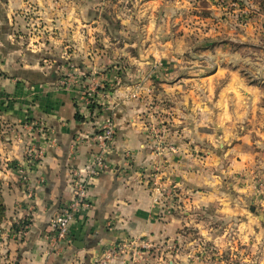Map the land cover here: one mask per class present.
Masks as SVG:
<instances>
[{"label": "crops", "instance_id": "crops-1", "mask_svg": "<svg viewBox=\"0 0 264 264\" xmlns=\"http://www.w3.org/2000/svg\"><path fill=\"white\" fill-rule=\"evenodd\" d=\"M29 1L37 5L42 3L43 6H36L37 13H40L36 20L40 19V22H35L39 25L37 32L35 31L33 38H28L38 48L26 50L27 54L35 59L59 61L49 68V72H44L35 65H25L15 70L33 75L32 79H27L20 73L15 76V105L21 111L15 112V119L20 121L24 116H29L32 121L34 118L42 119L48 128L49 139L48 142L41 143V135L36 130L29 134L21 125H15V164H20L28 175L34 197L30 207L28 206L31 214L30 227L25 236H17L15 233L14 239L8 226L0 236V252H5L9 259L12 258L13 264H86L100 256L103 246L116 241L138 236L156 240L177 235V220L163 223L158 218V206L153 205L147 184L148 170L155 162L165 158L167 178H172L179 187L191 192L201 190L205 181L204 162H199L189 154V146L193 142L212 144L222 140L224 146L226 142L229 146L222 149V156H219L227 158L226 173H251L264 180V86L259 83L260 78L264 80V74L259 76L257 72L255 77L259 78L247 79L237 69H229L222 63L211 70H207L206 64L197 66L194 63L196 60L209 63L213 60L211 54H196L187 47L191 42H187L181 33L186 30L185 21L181 18L184 0H171V8L176 9H173L171 20L164 19L166 14H161L169 8L167 0H130L131 9L136 15L153 16L160 11L155 22L143 20L137 24L136 21L126 20L119 15L117 17L121 20L113 22L102 14L106 16L105 20L97 22L101 27L96 29L102 28V34L107 37L98 40L97 44H102L103 48L93 49L96 52H89L87 49L94 47L95 38L89 34L84 38L79 29L88 24L82 18L84 14L95 18L91 22L98 19V10L93 11L91 4L99 0H80L83 2L78 4L80 21L76 20L69 8L62 10V14L67 15L64 17L62 14L58 15L54 7H47V0H38L40 3L37 0ZM26 4L24 0H15V13H21L20 10L25 9ZM230 9L228 14L235 11L237 17V8ZM55 14L57 18H61L57 22ZM66 18L68 19L65 20ZM20 19V16L15 17V24ZM191 26L194 23L188 22V31ZM222 26L223 31L225 30L223 40L236 41L238 37L240 41L243 39L241 28H237L238 24L234 30L230 28L229 32L227 28L233 26H228L227 22L222 23L220 28ZM46 28H53L54 32L51 34L57 38H47V32L43 34ZM137 31H140L139 36L132 37L131 33ZM84 32L82 31L83 34ZM188 37L190 41V36ZM208 37L205 39L212 43L215 36ZM155 43L157 48H151L148 52V46ZM61 45L64 50L71 46L65 51L66 57L59 54V58H53L48 54L49 47L60 51ZM16 48L15 50H19ZM153 59L160 62L156 69L159 72L154 73L159 79V101L162 103L157 105L161 110L157 117L160 122L157 124L161 126L165 140L177 144L176 154L166 152L165 156H159L152 149V137L149 138L147 128L149 122L142 115L145 110L143 99L147 93V99L149 98L151 88L145 83L140 84L141 90L137 97H129L135 85L127 78L128 62H138L139 75L144 78L149 69L142 63ZM218 59L225 61V57ZM68 60L76 63L78 69L84 72L83 82L85 86L88 85L87 90H92L93 108L80 110L81 102L77 95L81 87L72 85L70 89L64 90L52 86L53 82L58 81L59 75L68 69ZM112 61H125L128 64H124L123 69L115 70L114 67L119 65H110ZM183 61L188 64L181 66L179 63ZM18 79L28 83L27 86ZM110 105L115 106L116 125L115 144L109 155L111 168L89 181L87 194L90 206L77 214L70 224V241L63 246L59 255H55L50 251L54 235L49 228V221L72 198V170L88 164L94 151L92 134L97 131L106 115L105 109L110 108ZM89 106L92 107V104ZM77 113L78 119L75 117ZM27 141H33L36 144L34 146L39 149L37 161L23 159L22 147ZM77 141L79 142L74 147L73 144ZM206 143L203 145L209 146ZM126 153L130 157H126ZM246 188L239 191L243 192ZM7 195L5 202L10 210L14 192L11 190ZM200 196L195 195L196 198ZM203 198L201 202L198 199L199 205L209 203V198ZM229 200L224 198L227 209L234 211L232 206L241 209L235 203L230 204ZM262 202L264 203L263 199ZM192 203H197V200L192 199ZM26 208V200L15 184V221L25 213ZM188 211L183 213L193 221ZM197 227L201 228V225ZM201 233L205 234V230ZM209 234L205 237L211 236L212 239L221 241L220 233Z\"/></svg>", "mask_w": 264, "mask_h": 264}, {"label": "rangeland", "instance_id": "rangeland-1", "mask_svg": "<svg viewBox=\"0 0 264 264\" xmlns=\"http://www.w3.org/2000/svg\"><path fill=\"white\" fill-rule=\"evenodd\" d=\"M47 2L49 3H45L46 6L49 8L54 7L58 15L63 13V9L69 8V11L73 13L76 20H81L79 18L80 6L78 4H82L83 2H80V0H47ZM235 2H238V4ZM24 3H27L24 7L26 10L21 9V13H15V0H0V199L4 206V214L0 219V236L8 226L14 239L15 233L18 236L22 232V237L29 230L31 214L28 206L30 207L34 197V190L29 185L28 175L23 171L20 164H15V141H17L15 125H21L29 134L36 130L38 135H41V143L48 142L49 139V135L47 136L48 128H46L42 119L34 118V121H32L29 116H24L21 120L19 118L20 121H17L18 118L15 119V112H21L15 105V76L17 73L25 75V77L28 76L25 72L15 70L25 65H35L44 70V72H49V68L59 61V59H35L32 55L27 54L26 50H37L38 48L35 46V42L28 40V38H33L36 28L39 26L35 22H40L38 21L40 19L36 20V16L40 14L37 13L36 6L40 4L37 5L35 2L29 0H24ZM167 4L169 8L166 12L162 11L161 14H166L163 16L164 19L171 20L174 7L171 8V0H167ZM40 6L42 7L43 4L41 3ZM131 6L130 0H99V2L91 4L93 11L98 10V19L93 21V23L91 22L93 16L84 14L82 18L88 24L82 25L81 29H79V33L84 38H87V34H89L96 40V43L95 41L93 42L94 47L87 48L89 52L94 51L93 49L95 48L99 49L98 47L103 48V45H99L97 42L107 36L102 34V28H96L101 27V24H97V22L101 23L100 21H104L106 16L113 22L121 20L117 15L120 17L124 16V19L129 21L134 20L137 24L143 20L155 22L158 19L160 11L153 16H147V14L136 15ZM124 8L128 11L126 12ZM230 8H237V17L234 13L235 11L231 15L228 14V11L231 10ZM182 11L181 18L185 21L184 26L186 30L181 31V33L185 36L187 42H191L189 46H186L196 54H211L213 60L210 63L196 60L194 63L197 66L206 64L207 70H211L216 65L219 66L222 63L229 69H237L247 79H250V77L256 79L264 74V0H184ZM119 12L126 13L122 15ZM17 16H20L21 19L19 23L15 24V17ZM62 16L67 17V15L63 14ZM55 18L56 22L61 19L57 18L56 14ZM188 22L189 24L194 23V26H191L194 29L190 28V31H188ZM226 22L228 26H233L227 28L228 32L230 28L234 30L238 24L237 28H241V32L243 33L241 41L239 37L236 41L222 39L225 36V30L223 31L224 27L220 28V25ZM208 26L212 28H208ZM119 29L123 31V29ZM220 29H222V32ZM82 31H85L84 34ZM209 31L211 32L210 34ZM46 32L47 38L56 37L51 34L54 32L53 28H46L43 34ZM56 32L58 34L59 30L57 29ZM139 34L140 31L132 32L131 36L138 37ZM187 34L190 36V41ZM257 34L258 37L256 38ZM208 36H215L211 40L212 43L207 42L205 39L209 38ZM228 38H230L229 35ZM155 44L148 46V52L151 48H157V44ZM52 46L49 47L50 49L47 52L53 58H59V54L60 56L63 54L66 57L67 52L65 51L71 47L69 46L67 49L64 47V50L61 45L59 51ZM16 47L19 50H15L17 49ZM221 53L223 55H220ZM218 57L220 59L225 57V61L223 59L220 61ZM70 61H67L68 69L65 73L60 74L58 81L53 82L52 86L56 89L67 90L71 88V85L85 86L83 82L85 77L84 72L78 69L76 63ZM63 63H66V61ZM118 63L112 61L109 64L119 65L114 67L115 70H118V68L123 69L124 64L129 63V71L126 72L128 74L127 78L135 85L129 97L132 98L133 94H139V90H141L140 84L143 85L145 83L144 85L147 84V87L152 90L151 92L149 91L148 99V93L145 94V98L143 99L145 110L142 112V115L147 119L146 121L149 122L147 128L150 138L152 137V133L149 127L154 123L153 120L156 122L155 124L160 122L157 119L161 111L157 105L162 104L159 101L161 99L157 84L159 79L156 75L154 76V73L159 72L156 69L160 66V62L154 59L148 60L146 63L143 62L142 64L147 66V70L149 69V73L147 74L149 77L146 75L144 78H141L139 75L138 62L132 60L128 63L125 61ZM189 63L192 64L191 62ZM179 64L186 66L188 62L183 61ZM210 64L212 65L210 66ZM180 70H182V67ZM97 71L100 72L101 70ZM257 72L259 76L255 77ZM18 81L23 82L26 86L28 84L20 79ZM71 81L74 82L71 83ZM259 83L264 86L263 79L260 78ZM86 89L83 88L82 93ZM82 93H78L77 99H80ZM168 102L171 103L170 101ZM80 106V110H88L95 105L92 103V107H84L80 103ZM31 122H34V124ZM159 129L162 131L161 126H159ZM163 139L165 140V137ZM78 142L73 144L74 147L77 146ZM165 142L166 145L175 147V151L168 152L169 154H176L178 152L176 148L177 144L175 145V143L167 142L166 140ZM205 143L199 142V144H195L193 142L188 150L189 154L194 158L196 157L199 162H204L205 181L201 190L191 192L182 186L179 187L174 183L172 178L169 179L166 175L162 177L169 186L167 188L169 192L166 191L164 193L162 204L156 207L158 218L163 220V223L165 221L170 222L172 219L177 220V235L166 236L165 238L156 240L138 236L116 241L103 246L100 256L91 259L86 264H92V261L99 264H264V203L262 202V199L264 200V180L260 179L256 174L253 175L251 173L234 174L232 171L226 173L227 158H219V156H222V149L229 145L225 142L224 146V141L222 140L215 141L212 144L206 143L209 146L203 145ZM219 144L221 145L219 146ZM34 145L36 144L33 141H27L23 144L22 155L24 160L26 159L29 162L37 161L36 158L31 157L35 154L38 155L40 152L37 146ZM165 174L167 173L165 172ZM15 184L16 187L20 188L21 195L26 200L27 206L25 213L16 221ZM243 187L247 188L243 192L239 191ZM11 190L14 192V198H12L9 210L5 200L8 197L7 193ZM191 193H194L192 194L194 197L195 195L201 196L194 198ZM202 197L209 198V203L199 205L198 202L202 201ZM225 197L230 199L228 201L230 204L235 203L241 209L234 206H232L235 209L234 211L227 209V206H224ZM192 199L197 200V203H192ZM198 199L201 200L198 201ZM62 207L59 211H61ZM251 207L254 208L253 211H250ZM186 210H189L188 212L192 215L193 221L184 215L183 212ZM241 221L243 222L239 225ZM194 224L197 225L195 226ZM199 224L202 229L197 227ZM203 230H205V234L201 233ZM208 232L214 234L220 233L221 241L214 240L211 236L206 238L205 235L209 234ZM50 248L52 250V246ZM61 252L62 250L59 252L53 250L55 255H59ZM8 259L5 252L3 254L0 252V263L3 261V264H13V259L10 258L7 261ZM103 260H105L104 263Z\"/></svg>", "mask_w": 264, "mask_h": 264}, {"label": "built area", "instance_id": "built-area-1", "mask_svg": "<svg viewBox=\"0 0 264 264\" xmlns=\"http://www.w3.org/2000/svg\"><path fill=\"white\" fill-rule=\"evenodd\" d=\"M74 81H71V83ZM70 86V85H69ZM72 86V85H71ZM81 87L80 94L82 93ZM133 97H137V94H133ZM132 97V98H133ZM80 102L83 106H89L93 102L92 90H83L80 97ZM110 108H106V115L103 117L101 123L96 132L92 134L91 144L93 145V153L89 158V162L84 167L76 170H72V176L74 181L73 195L70 201H68L61 209V211L54 214V216L49 221L50 230L53 232V242L52 250L60 251L63 246L70 241L69 230L70 224L74 221L77 214L81 209L88 208V183L91 179L96 176L110 170L109 155L115 144V133L116 125L114 122V111L115 106L110 105ZM158 124L152 123L150 125V132L152 133V149L155 154L159 156H165L167 152L175 151V147L166 145L162 131L159 129ZM33 158L38 157V155L31 156ZM126 157H130L126 153ZM165 158L163 161L155 162L153 166L148 170V188L151 192L152 203L154 206H159L162 204L164 193L169 190L168 184L163 180V175L165 176L166 164ZM22 233V232H21ZM21 233L19 236H21ZM102 262V261H101ZM105 260H103V263ZM92 264H99L98 262H93Z\"/></svg>", "mask_w": 264, "mask_h": 264}, {"label": "trees", "instance_id": "trees-1", "mask_svg": "<svg viewBox=\"0 0 264 264\" xmlns=\"http://www.w3.org/2000/svg\"><path fill=\"white\" fill-rule=\"evenodd\" d=\"M21 72V71H20ZM26 74H28V76L27 77H25V75H23V77H25V78H27V79H32L33 78V75H31L30 73H28V72H25ZM50 77H51V79H53V76H52V74L50 75ZM59 78H57V80H58ZM75 117H76V119H78V115L76 114L75 115ZM3 214H4V206L2 205V202H1V199H0V219H1V217L3 216Z\"/></svg>", "mask_w": 264, "mask_h": 264}, {"label": "water", "instance_id": "water-1", "mask_svg": "<svg viewBox=\"0 0 264 264\" xmlns=\"http://www.w3.org/2000/svg\"><path fill=\"white\" fill-rule=\"evenodd\" d=\"M253 209H254V208H253V207H251V208H250V211H253Z\"/></svg>", "mask_w": 264, "mask_h": 264}]
</instances>
